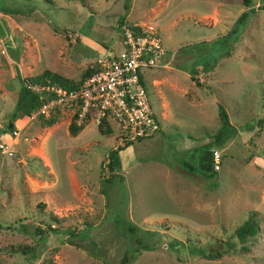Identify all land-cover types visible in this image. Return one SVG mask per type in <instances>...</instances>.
<instances>
[{
    "label": "rangeland",
    "instance_id": "rangeland-1",
    "mask_svg": "<svg viewBox=\"0 0 264 264\" xmlns=\"http://www.w3.org/2000/svg\"><path fill=\"white\" fill-rule=\"evenodd\" d=\"M124 4L126 21L157 29L166 65L140 75L159 131L110 173L112 123L70 136L69 113L50 126L9 116L21 79L77 82L118 54ZM0 129V264H117L135 240L131 264H264V0H0Z\"/></svg>",
    "mask_w": 264,
    "mask_h": 264
},
{
    "label": "built area",
    "instance_id": "built-area-1",
    "mask_svg": "<svg viewBox=\"0 0 264 264\" xmlns=\"http://www.w3.org/2000/svg\"><path fill=\"white\" fill-rule=\"evenodd\" d=\"M117 31L121 51L98 57L92 72L76 88L24 82V87L39 98L29 121L64 112L70 118L74 116L76 126L92 119L110 127L112 123L122 145L148 138L160 129L140 77L143 70L166 65L161 64L165 51L159 33L152 25L126 23L120 24ZM218 157V153H212L214 171L218 170Z\"/></svg>",
    "mask_w": 264,
    "mask_h": 264
},
{
    "label": "trees",
    "instance_id": "trees-1",
    "mask_svg": "<svg viewBox=\"0 0 264 264\" xmlns=\"http://www.w3.org/2000/svg\"><path fill=\"white\" fill-rule=\"evenodd\" d=\"M45 3L50 4V0H43ZM242 5L247 6L249 0H241ZM124 13L119 15L116 18V29L118 30V26L120 24H122L124 22V18H125V11H127L128 6L127 4H124L122 6ZM17 13V11L15 12ZM242 13L239 15L238 19L242 18ZM92 72V67L86 69L80 79L77 82H71L68 81L66 79H63L61 77H58L56 75H51L48 71H43L40 75L32 78V79H21L20 81V89L17 92L16 98H15V104H14V108L12 110V112L10 113L9 116V121L10 122H14L16 120L18 121H28V118L31 114V112L36 108V106L39 104V98L38 95L35 94L34 92H31L29 90H27L24 87V82L28 81L30 83H55L58 84L59 86L66 88V89H74L76 88V86L79 85L80 81L88 76L90 73ZM220 108V107H219ZM55 115H52L46 119H43L41 117H38L36 119H34V122H38L41 126H50L55 122ZM218 119H219V123H220V132L219 134L222 135V131L225 130L228 126V118L226 113L220 108L218 110ZM83 126H76L74 124V116H72L70 118L69 124L67 125V133L70 136H75L81 129ZM96 128L97 131L99 132V134L101 135H108L111 130L110 128L105 125L104 121H100L96 124ZM7 129V128H6ZM251 129V127H246L243 126L241 130H249ZM7 131V130H5ZM4 131V132H5ZM159 131V130H158ZM157 131V132H158ZM15 132V131H13ZM222 132V133H221ZM225 133V131H224ZM153 136V135H152ZM151 137V136H150ZM149 138V137H148ZM129 144H124L122 146H118L116 148H113L109 151L107 158H108V170L110 173H112L116 168H118V165L115 162V155L119 150H122L123 148L127 147ZM212 157V153L210 154ZM212 162V159H211ZM189 171H193L191 170L192 168L189 167ZM213 168L211 170V172H213ZM183 172H186L185 168L183 169ZM215 172V171H214ZM186 173H189L188 170ZM110 177V176H109ZM111 178V177H110ZM109 178V179H110ZM108 181V179H107ZM257 221H255L254 215L250 214L240 225H238L234 230H233V236L236 238V240L242 244L246 241L247 237H251L252 235H254L256 233V229H257ZM49 231H53L55 229L53 228H48ZM126 231L131 232L132 229L130 228H126ZM135 245L136 247L133 248V250L131 251V255L127 254L126 252L121 256V258L119 259V261L117 262V264H131L133 261L134 256L137 255V253L139 252V248H144L143 246H141L139 240H135ZM146 248H149L148 245H145ZM218 256V255H217Z\"/></svg>",
    "mask_w": 264,
    "mask_h": 264
},
{
    "label": "crops",
    "instance_id": "crops-1",
    "mask_svg": "<svg viewBox=\"0 0 264 264\" xmlns=\"http://www.w3.org/2000/svg\"><path fill=\"white\" fill-rule=\"evenodd\" d=\"M125 18H126V16H125ZM125 18H124V22H126V23H128V24H138L137 22H136V23H135V22H128V21L125 20ZM117 35H118V31H117ZM82 128H83V127H82ZM77 134H78V133H77ZM77 134H76V135H77ZM113 148H114V147H113ZM113 148H112V149H113ZM194 150H195V149H192V150H191V153H192V154H193ZM168 172H169V171H165V174L167 175ZM180 172L183 173L182 170H180Z\"/></svg>",
    "mask_w": 264,
    "mask_h": 264
},
{
    "label": "water",
    "instance_id": "water-1",
    "mask_svg": "<svg viewBox=\"0 0 264 264\" xmlns=\"http://www.w3.org/2000/svg\"><path fill=\"white\" fill-rule=\"evenodd\" d=\"M10 126H11V123H9L8 124V127H7V129H9L10 128ZM2 131V129H0V132Z\"/></svg>",
    "mask_w": 264,
    "mask_h": 264
},
{
    "label": "clouds",
    "instance_id": "clouds-1",
    "mask_svg": "<svg viewBox=\"0 0 264 264\" xmlns=\"http://www.w3.org/2000/svg\"><path fill=\"white\" fill-rule=\"evenodd\" d=\"M69 121H70V120H69ZM84 125H85V124H84ZM84 125H83V126H84Z\"/></svg>",
    "mask_w": 264,
    "mask_h": 264
}]
</instances>
